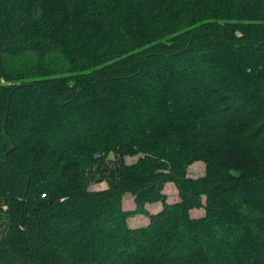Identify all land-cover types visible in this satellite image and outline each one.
<instances>
[{
  "label": "trees",
  "instance_id": "trees-1",
  "mask_svg": "<svg viewBox=\"0 0 264 264\" xmlns=\"http://www.w3.org/2000/svg\"><path fill=\"white\" fill-rule=\"evenodd\" d=\"M0 264H264V0H0Z\"/></svg>",
  "mask_w": 264,
  "mask_h": 264
},
{
  "label": "rangeland",
  "instance_id": "rangeland-1",
  "mask_svg": "<svg viewBox=\"0 0 264 264\" xmlns=\"http://www.w3.org/2000/svg\"><path fill=\"white\" fill-rule=\"evenodd\" d=\"M140 156H141V154L137 155L136 157H134V156L127 157L126 161L128 163L135 162L136 159L138 160ZM111 158L115 159V156L113 155ZM205 171H206L205 163L203 161H196V163H194L191 166H189V168H188V176H190V178H194L195 179L196 177H199V176H202V175L204 176L205 175ZM106 187H107V182L106 181H103L100 184H92L91 185V189H94L95 191L103 189V188H106ZM164 194H165L166 201H167L168 204L176 203V202L178 203L179 202V201H177V198L179 197V191H178V189L176 187V184L174 182L170 183V186L165 188ZM132 198L133 197H132V195L130 193H128V195H126V198H125L126 199V205L125 206L123 205V208L126 211H129V210L135 208V202L133 204L132 200H130ZM129 200H130L131 204L128 203ZM149 206H150V209L152 210L155 205L154 204H149ZM146 207H147V205H146ZM156 207L162 209L163 208V203L162 202L158 203L156 205ZM147 209H148V207H147ZM152 211H153L152 214H156V213H154L155 210H152ZM192 211L190 212L192 218H198V217H202V216L205 215V211L203 209H201V208L194 209ZM143 216L148 218L145 215H139L137 217L134 216V217L129 218L130 224H131L133 218L137 219L138 217H143Z\"/></svg>",
  "mask_w": 264,
  "mask_h": 264
},
{
  "label": "crops",
  "instance_id": "crops-1",
  "mask_svg": "<svg viewBox=\"0 0 264 264\" xmlns=\"http://www.w3.org/2000/svg\"><path fill=\"white\" fill-rule=\"evenodd\" d=\"M170 183H172V182H169V184H167L166 186H165V188L166 187H169L170 186ZM165 190V189H164ZM130 200H132V202H133V204H134V202H135V200H134V198H132V199H130ZM130 200H129V204H131L130 203ZM180 199H179V197L177 198V201H179ZM158 203H160V202H156V204H154L155 206L153 207V209L152 210H155L154 211V213H156L157 211H159L161 208H157L156 207V205L158 204ZM123 205L125 206L126 205V199H124V203H123ZM147 207H148V209L150 210V213H153V211L150 209V206H149V204H147ZM156 208V209H155ZM204 210V209H203ZM205 211V210H204ZM193 212V211H192ZM146 216V215H145ZM134 217V216H133ZM137 217V216H136ZM148 217V216H147ZM131 218V217H130ZM149 217L148 218H146V217H138L137 219H135V218H133V220H132V222H131V224H130V222L128 221V224L131 226V227H137V228H140V227H143V226H145V225H147L148 223H149Z\"/></svg>",
  "mask_w": 264,
  "mask_h": 264
}]
</instances>
